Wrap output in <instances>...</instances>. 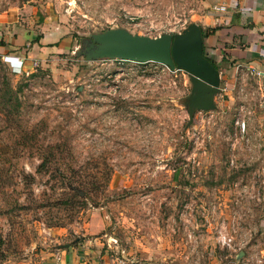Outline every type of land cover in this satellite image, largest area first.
<instances>
[{
    "label": "rangeland",
    "instance_id": "rangeland-1",
    "mask_svg": "<svg viewBox=\"0 0 264 264\" xmlns=\"http://www.w3.org/2000/svg\"><path fill=\"white\" fill-rule=\"evenodd\" d=\"M209 2L0 0L43 38L21 74L0 59V264L82 244L97 264H264L263 86L237 72L189 121L182 71L83 54L108 30L181 33Z\"/></svg>",
    "mask_w": 264,
    "mask_h": 264
},
{
    "label": "crops",
    "instance_id": "crops-1",
    "mask_svg": "<svg viewBox=\"0 0 264 264\" xmlns=\"http://www.w3.org/2000/svg\"><path fill=\"white\" fill-rule=\"evenodd\" d=\"M209 4L210 9L197 18L196 25L202 56L219 74L220 94L213 97V103L216 96L222 103L227 101L228 91L235 88L237 72L238 76L262 85L264 90V0H210ZM218 6L224 10H215ZM7 17L0 16V59L14 57L23 68V59L33 57L43 38L36 39L23 30L16 18ZM25 45L27 55L21 53ZM85 245L61 249L57 264H97V260L86 256L89 250Z\"/></svg>",
    "mask_w": 264,
    "mask_h": 264
},
{
    "label": "water",
    "instance_id": "water-1",
    "mask_svg": "<svg viewBox=\"0 0 264 264\" xmlns=\"http://www.w3.org/2000/svg\"><path fill=\"white\" fill-rule=\"evenodd\" d=\"M83 54L86 61L106 58L152 62L182 71L191 85L186 104L189 121L193 110L212 109L213 97L220 92L218 71L202 56L200 30L195 23L181 33L152 38L131 35L122 29L108 30L91 36Z\"/></svg>",
    "mask_w": 264,
    "mask_h": 264
},
{
    "label": "built area",
    "instance_id": "built-area-1",
    "mask_svg": "<svg viewBox=\"0 0 264 264\" xmlns=\"http://www.w3.org/2000/svg\"><path fill=\"white\" fill-rule=\"evenodd\" d=\"M215 10H224V8L222 6H218L217 8H214ZM3 63H5L9 69V71L13 74H21L23 73L22 70V62L18 61L16 58L14 57H3L2 58Z\"/></svg>",
    "mask_w": 264,
    "mask_h": 264
}]
</instances>
